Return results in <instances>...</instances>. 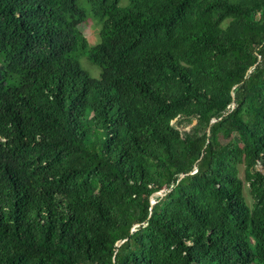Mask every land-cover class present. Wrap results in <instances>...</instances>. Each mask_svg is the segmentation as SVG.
Instances as JSON below:
<instances>
[{
	"label": "trees",
	"instance_id": "obj_1",
	"mask_svg": "<svg viewBox=\"0 0 264 264\" xmlns=\"http://www.w3.org/2000/svg\"><path fill=\"white\" fill-rule=\"evenodd\" d=\"M86 1L0 0V264H264V0Z\"/></svg>",
	"mask_w": 264,
	"mask_h": 264
},
{
	"label": "rangeland",
	"instance_id": "obj_2",
	"mask_svg": "<svg viewBox=\"0 0 264 264\" xmlns=\"http://www.w3.org/2000/svg\"><path fill=\"white\" fill-rule=\"evenodd\" d=\"M123 2H126V0H123ZM79 4L81 7H83L87 11V18L84 22H82L79 25V28L82 31V33L86 36L88 43H89V46L90 47L95 46L101 40L100 32H99L100 31V22L90 12V8H89L86 0H79ZM257 54H258V63L255 67L254 73L257 72L258 70H262L264 68V49L259 48L257 50ZM79 60H80L82 68L84 70L88 71L91 74V76H93L95 78L100 77V71H101L100 67L93 64L87 58V56L81 55V56H79ZM254 73H252L251 75H253ZM240 176L242 179H244L243 171H241ZM162 191H165V190H162ZM244 192H245V196L248 200V203L252 204L253 199L249 193V185L247 182H245Z\"/></svg>",
	"mask_w": 264,
	"mask_h": 264
},
{
	"label": "water",
	"instance_id": "obj_3",
	"mask_svg": "<svg viewBox=\"0 0 264 264\" xmlns=\"http://www.w3.org/2000/svg\"><path fill=\"white\" fill-rule=\"evenodd\" d=\"M257 63H258V62H257ZM257 63H255V64H254L252 67H250V68H255L256 65H257ZM250 68H249V69H250ZM249 69H248V70H249ZM248 70H247V71H248ZM246 73H247V72H246ZM246 77H247V76H246V74H245V76L243 77V79H242L241 81H242V82L245 81ZM234 85H235V84H234ZM234 85H233V86H234ZM233 86H232V88H233ZM232 88H231V89H232ZM231 102H232V100L230 101L229 105H228L225 109H223L219 114L215 115V116L211 119V121H210V125H212V124H213L214 122H216L217 120L221 119L223 116L227 115L229 112H231V111L235 108V106L237 105V103L234 104V105L232 106V108L230 109V107H231ZM218 116H221V118L217 119ZM198 162H199V160H197V161L193 164V168H192V169H190V167H188L187 169H185V170L182 171L181 173L177 174V176L174 177V178H177V180H176V181L173 180L172 185H171V187H170L168 190L162 191V190H164V189H156V190H161V191H162V193L160 194V195H161L160 199L163 198L164 196H166L167 194H169L170 191L173 189V187L176 185V183L179 182V181H180L185 175H188V174H192V173H194V172L196 171V168H197V164H198ZM156 190H154V191L152 192L150 198L152 197V195L154 194V192H155ZM160 199H158L157 202H158ZM154 207H155V205H154L153 207L150 206V213H149V215H148V217L146 218L145 221H143V222H139V223H135V222H134V223L131 224V226H130V234H129V235L133 234L138 228H140L142 225H144V224L147 222V220L150 218V216H151V214H152V212H153ZM128 237H129V236H126V237H124L123 239H121L120 241L117 242V250H119V245L122 246L123 243L128 239ZM121 246H120V247H121Z\"/></svg>",
	"mask_w": 264,
	"mask_h": 264
}]
</instances>
